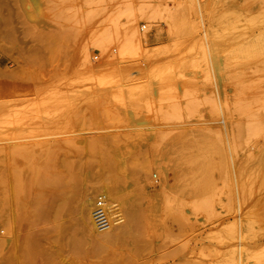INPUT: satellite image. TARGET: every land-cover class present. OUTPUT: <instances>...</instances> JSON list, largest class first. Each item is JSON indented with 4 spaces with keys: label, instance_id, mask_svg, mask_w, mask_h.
I'll use <instances>...</instances> for the list:
<instances>
[{
    "label": "rangeland",
    "instance_id": "rangeland-1",
    "mask_svg": "<svg viewBox=\"0 0 264 264\" xmlns=\"http://www.w3.org/2000/svg\"><path fill=\"white\" fill-rule=\"evenodd\" d=\"M262 110L264 0H0V260L264 263Z\"/></svg>",
    "mask_w": 264,
    "mask_h": 264
},
{
    "label": "bare ground",
    "instance_id": "bare-ground-1",
    "mask_svg": "<svg viewBox=\"0 0 264 264\" xmlns=\"http://www.w3.org/2000/svg\"><path fill=\"white\" fill-rule=\"evenodd\" d=\"M202 4V3H201ZM200 13V12H199ZM201 15V13H200ZM197 20V19H196ZM201 21V20H200ZM199 24V23H198ZM184 27V26H183ZM236 30V29H235ZM134 30L132 29V27L130 26L129 29H128V32H133ZM196 33V32H195ZM211 36V35H210ZM138 37H139V34H138ZM140 38V37H139ZM211 38V37H210ZM200 41V40H199ZM236 42V41H235ZM202 44V42H200ZM225 51V50H224ZM194 52V50H193ZM200 52V51H199ZM204 53V52H203ZM250 53V52H249ZM198 54V53H197ZM202 54V52H201ZM235 54V52H234ZM203 55V54H202ZM236 55V54H235ZM199 56V55H198ZM234 56V55H233ZM237 56V55H236ZM239 57V55H238ZM200 58V57H199ZM205 58V57H204ZM235 58V57H234ZM201 59V58H200ZM226 59V58H225ZM241 59V58H240ZM248 59V58H247ZM199 60V59H198ZM229 60V59H228ZM200 61V60H199ZM239 61V60H238ZM195 62V61H194ZM195 65V64H194ZM234 65V64H233ZM233 67V66H232ZM236 67V66H235ZM260 70V69H259ZM248 74V73H247ZM239 75V73H238ZM251 75V74H250ZM241 76V75H240ZM240 80V79H239ZM262 94V93H261ZM244 99V98H243ZM245 100V99H244ZM248 102V101H247ZM248 108V106H247ZM255 108V107H254ZM250 110V108H249ZM240 112L239 110H236V112ZM248 111V109H247ZM262 112H264V110H262ZM245 113V112H244ZM237 114V113H236ZM243 114V113H242ZM256 114V113H255ZM245 115V114H243ZM236 116V115H235ZM238 116V115H237ZM257 116V114H256ZM240 117V116H239ZM249 117V116H248ZM241 120V118L239 119ZM237 131V130H236ZM190 137V136H189ZM243 138V137H242ZM246 139V138H245ZM243 141V140H242ZM178 145V144H176ZM181 149V148H180ZM177 151L179 152V149L177 148ZM180 158V157H179ZM177 162V161H176ZM167 170V168H166ZM201 171V170H200ZM173 175H174V180H178L179 178V170H177L176 168L174 169L173 171ZM197 173V172H196ZM261 176V175H260ZM166 183V179L165 181L163 180L162 178V184H165ZM258 183V182H257ZM256 188V187H255ZM255 192V191H254ZM117 191L114 193L110 192L108 190V188L106 186L102 187L101 190H100V193H98V199L94 201V198L93 196L91 195H86L83 197V199L81 200L80 202V206H79V210H80V214L82 216V220L84 221V226H83V230L87 233V235H89L92 240L96 241V239H101V237H103L104 235H106L108 232H113L114 228H117L118 225H120V223L122 222V215L120 213V210H119V207L117 205V202L115 199H117L118 195H116ZM188 193V192H187ZM175 197V196H174ZM111 199V200H109ZM113 199V200H112ZM98 200H101L103 201V203L105 204L106 208H107V211H108V214L110 215L111 217V225L108 229L106 230H100L97 228L96 224H95V220H94V210H95V207H96V203ZM250 205V204H249ZM247 208V207H246ZM250 215V214H249ZM253 217V216H252ZM257 218V217H256ZM251 220V219H250ZM251 222V221H250ZM123 223V222H122ZM248 223H246L245 225H247ZM116 226V227H115ZM246 227V226H245ZM244 227V228H245ZM245 231V229H243ZM247 238V237H246ZM250 238V237H249ZM98 239V241H99ZM240 239V238H239ZM101 242V241H100ZM102 243V242H101ZM99 245V244H97ZM243 245V244H242ZM255 247V246H254ZM241 248V247H239ZM238 248V249H239ZM172 249V248H171ZM99 250V249H98ZM96 250V251H98ZM17 252V251H16ZM240 252V250H239ZM238 252V253H239ZM243 252V251H242ZM18 255V254H17ZM238 255V254H237ZM240 255V254H239ZM174 256V255H172ZM245 256V255H244ZM19 257V256H18ZM168 257V256H167ZM181 258V257H180ZM237 258V257H236ZM166 259V258H165ZM172 259V258H171ZM246 259V258H245ZM16 261V264L17 263V260H16V256H15V259ZM239 260V259H238ZM21 262V261H20ZM171 262V261H170ZM164 263V262H163ZM178 263V262H177ZM182 263V262H180ZM184 263V262H183ZM256 263V262H255ZM0 264H4V260H3V257L1 258L0 260ZM139 264V263H138ZM158 264V263H157ZM239 264V262H238ZM258 264H264L262 262L258 263Z\"/></svg>",
    "mask_w": 264,
    "mask_h": 264
},
{
    "label": "built area",
    "instance_id": "built-area-1",
    "mask_svg": "<svg viewBox=\"0 0 264 264\" xmlns=\"http://www.w3.org/2000/svg\"><path fill=\"white\" fill-rule=\"evenodd\" d=\"M94 220L98 229L106 230L111 225V217L103 201L98 200L94 210Z\"/></svg>",
    "mask_w": 264,
    "mask_h": 264
}]
</instances>
